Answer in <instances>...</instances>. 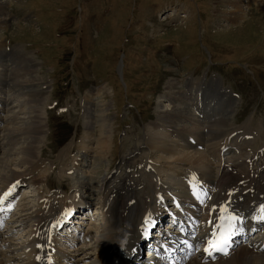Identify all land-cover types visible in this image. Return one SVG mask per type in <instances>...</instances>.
Masks as SVG:
<instances>
[{
	"label": "bare ground",
	"instance_id": "obj_1",
	"mask_svg": "<svg viewBox=\"0 0 264 264\" xmlns=\"http://www.w3.org/2000/svg\"><path fill=\"white\" fill-rule=\"evenodd\" d=\"M9 1L0 0V24L6 26L15 19L14 12H7ZM248 2L239 1L236 11L244 12ZM257 4L264 9V0H257ZM244 14L236 16L240 18ZM28 18L25 15L18 20ZM10 52L5 49L0 52V93H9L2 97L4 100L0 96V115L13 113L8 118H0V131L6 134L5 139L0 135V196L12 190L0 206L4 204L14 210L0 217L9 228L8 232L0 231V264H158L156 255L160 247L174 248L172 240L177 239L182 227L186 232L184 238L191 239L195 234L193 241L199 244L213 231L219 207L226 203L245 217L246 231H256L250 241L224 260L204 262L198 252L185 264H264V223L252 219L264 204V144L261 141L264 121H258L255 126L251 121L232 126L235 98L224 88H215L201 78H178V83H168L169 90L163 97L171 107L164 109L161 103L158 120L149 125L145 137L138 139L135 147L121 158L112 174L107 173L102 200L96 206L97 211L103 208V226L99 228L94 221L87 223L86 232L80 228L77 237L70 236L71 240L60 245L56 235L64 227L67 231L77 230L70 224L74 209L88 202L83 197L84 190L89 193L93 173L87 170L88 155L95 152L103 157L112 151V127L105 112H97L94 96L85 97V113L94 122L87 123L85 141L78 149L83 154L70 161L66 156L58 167L61 179L72 169L77 177L82 175L73 196L76 200L62 187L50 188L51 169L42 158L43 151L38 153L46 132L41 114L46 98L40 100L44 94L36 90L39 82L35 78L33 59L13 48ZM13 95L22 98V104L30 111L16 112L14 107L13 112L14 101H10ZM46 113L49 114L47 110ZM3 122L7 125L2 127ZM72 144L64 148L65 154ZM193 178L209 197L204 203L193 195ZM23 184L34 188L35 201L14 190V186ZM114 198L126 199L129 210L126 204L118 206ZM183 198L190 199V206ZM213 205L216 211L212 210ZM170 206L173 231L164 229L159 247L152 248L142 260L140 240L144 218L150 213L151 220L159 219ZM81 222L84 226L85 221Z\"/></svg>",
	"mask_w": 264,
	"mask_h": 264
},
{
	"label": "rangeland",
	"instance_id": "obj_2",
	"mask_svg": "<svg viewBox=\"0 0 264 264\" xmlns=\"http://www.w3.org/2000/svg\"><path fill=\"white\" fill-rule=\"evenodd\" d=\"M239 1L10 0L7 12H14L15 19L12 15L14 20L7 26L0 24V52L9 46L30 56L36 65V90L44 94L40 100L46 98L41 113L46 132L38 153L44 150L46 165L60 171L62 159L81 155L78 149L85 141L87 123L94 122L84 110L87 96H94L97 112H105L113 131L112 151L103 157L95 152L88 156L87 170L93 173L89 193L84 194H91L94 206L107 173H113L121 158L145 137L149 125L158 120L161 103L164 109L171 107L163 97L170 81L201 78L215 88L223 84L235 98L232 126L264 121V9L257 0H249L245 14L238 18L237 13H244L236 11ZM25 15L28 20H18ZM18 100L13 112L30 111L22 98ZM55 101L59 105L52 107ZM46 108H53L49 127ZM9 114L0 116L5 119ZM6 125L3 122L2 127ZM261 141L264 144L262 137ZM58 174L50 179L52 186L60 183L55 179ZM75 176L64 181L72 187V196L82 175ZM54 187L67 192L64 185ZM115 200L118 206L126 204V199ZM94 213L93 221L100 228L103 218L101 222L95 208ZM82 225L81 230H86L87 224Z\"/></svg>",
	"mask_w": 264,
	"mask_h": 264
},
{
	"label": "snow or ice",
	"instance_id": "obj_3",
	"mask_svg": "<svg viewBox=\"0 0 264 264\" xmlns=\"http://www.w3.org/2000/svg\"><path fill=\"white\" fill-rule=\"evenodd\" d=\"M192 182L193 195L201 201V203L206 202L209 197L205 190H203L197 183ZM11 188L8 192H5L3 196H0V202H2L11 192ZM231 195V193L229 194ZM162 199V198H161ZM213 211H216V205H213ZM151 214L144 218L143 231L145 235L150 233V227L152 221L150 219ZM252 219L258 222L264 223V204L259 206V214L253 215ZM218 223L215 225L213 231L211 232V237L206 240L207 246L204 248V252L209 256L214 258V253L221 252L224 255L228 254V249L231 246L232 238L237 234H243L244 232V221L245 217L237 214L234 210L230 209L229 204H223L219 207V216L217 217ZM211 223V221H209ZM181 231H185L182 227ZM189 249L193 248L194 245L189 241H184ZM163 247V246H162ZM167 251V249H164Z\"/></svg>",
	"mask_w": 264,
	"mask_h": 264
}]
</instances>
